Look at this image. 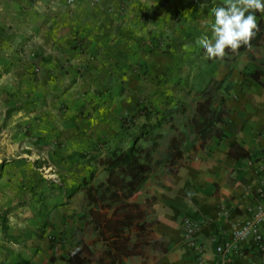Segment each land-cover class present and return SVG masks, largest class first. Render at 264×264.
<instances>
[{
  "label": "crops",
  "instance_id": "1",
  "mask_svg": "<svg viewBox=\"0 0 264 264\" xmlns=\"http://www.w3.org/2000/svg\"><path fill=\"white\" fill-rule=\"evenodd\" d=\"M222 3L0 0V73L9 60L14 75L38 72L32 89L55 98L47 114L35 100L15 121L29 123L33 136L54 140L52 149L62 155L67 170H96L97 180L107 179L90 157L103 156L107 146L117 143L122 121L144 106L137 102L135 111L136 95L158 86L156 91L175 92V98L159 95L145 99L146 105L173 101L174 106L184 100V90L192 88L193 97L212 79L231 83L225 136H214L192 153L175 176L158 185L149 181L144 188L141 199H154L153 235L166 248L159 264H197L198 256L204 264H264V254L251 243L225 255L217 252L233 242L235 229L264 202L257 175L264 152V47L228 56L227 66L226 57L207 60L197 44L211 36L210 10ZM256 16L260 26L264 14ZM63 105L70 111L59 114ZM47 152L25 147L10 168H0V264H68L78 245L86 193L73 195L74 190L41 178L43 169L54 167L48 162L35 168L42 166L36 163L38 155ZM3 155L0 150V161ZM34 195L40 206L31 205ZM184 218L199 224L193 237L197 250L186 244Z\"/></svg>",
  "mask_w": 264,
  "mask_h": 264
},
{
  "label": "trees",
  "instance_id": "2",
  "mask_svg": "<svg viewBox=\"0 0 264 264\" xmlns=\"http://www.w3.org/2000/svg\"><path fill=\"white\" fill-rule=\"evenodd\" d=\"M252 47H264L262 22L249 44L236 52ZM236 52H228L223 63L228 66V56ZM231 89L227 79H212L193 97L192 88L184 90V100L174 106L173 101L163 107L149 103L122 121L117 143L107 146L103 156L90 157L107 179L97 180L95 170L82 184L87 208L68 264H159L166 248L153 235L154 199L142 200L143 190L152 179L175 176L214 136H225Z\"/></svg>",
  "mask_w": 264,
  "mask_h": 264
},
{
  "label": "rangeland",
  "instance_id": "3",
  "mask_svg": "<svg viewBox=\"0 0 264 264\" xmlns=\"http://www.w3.org/2000/svg\"><path fill=\"white\" fill-rule=\"evenodd\" d=\"M166 48H169V43L166 44ZM9 63L5 65V68H3L2 73H0V150L5 153L3 155V158H1L0 161V168H10L9 164L15 163L17 161V158L19 157L18 153L21 152V150L25 147L32 148L33 150H36L37 153L43 152L46 153L48 150H50V154L48 155H38L41 159H39L36 163H41L42 166L35 165V168L37 171H39V168L43 169L44 164L47 167V163L50 162L54 165L53 170H45L43 169L39 174L41 175V178L43 176L49 177L48 181H55L58 182L57 185H62V188H66L69 190V192H72L77 186L80 184L78 181L83 178V175L86 174L89 175L90 171H80V170H67V168L62 167V163L60 159H62V155L58 153H54L53 147H54V140H47L46 138L43 139L41 137L33 136L32 131H30V127H28L29 123H22L20 120L15 121V117L22 115L25 109L27 108V105L30 104V102L39 100L41 102V105L45 108L46 111H50L54 104V97L53 95H49L50 93L45 91H35L32 89V85L37 82L38 78V72L35 71H27V74L24 75L25 78L19 75H14L11 73V65ZM153 79V78H152ZM156 79L153 80L155 82ZM158 82V81H157ZM158 89V86L155 88V90L149 91L148 95L145 94H139L137 96V102H141L142 105H146V100L148 98H156L161 96L167 95V99L169 98H175V92L167 91V92H159L156 91ZM151 92V93H150ZM125 93V92H121ZM140 96V97H138ZM177 96V95H176ZM52 101L49 105V100ZM162 99L161 102L165 101V99ZM160 101L158 103H161ZM138 103L135 106V111L137 109ZM161 107L160 105H157ZM163 107V106H162ZM66 110V111H64ZM64 111L66 114L67 111H70L69 106L63 105L62 109L59 114ZM43 114V111L42 113ZM47 114V113H46ZM122 121V119H121ZM106 144V143H105ZM43 158L44 161L42 160ZM64 161V158L62 159V162ZM65 162V161H64ZM86 172V173H85ZM99 176V174L97 175ZM98 178V177H97ZM70 181V183L68 182ZM75 180V182H74ZM83 181V180H81ZM152 183L158 185L161 180L152 179L150 180ZM66 186V187H65ZM37 192H41L35 189ZM35 191V192H36ZM66 191V190H65ZM144 191V190H143ZM45 192V191H44ZM34 193V192H33ZM85 194V189L82 187V183L80 184L78 192H73L71 194ZM43 195L44 193L41 192ZM77 200L79 199V196L76 197ZM142 198V197H141ZM80 200V199H79ZM32 204L35 206H40V202L37 199L35 200V195L32 200Z\"/></svg>",
  "mask_w": 264,
  "mask_h": 264
},
{
  "label": "clouds",
  "instance_id": "4",
  "mask_svg": "<svg viewBox=\"0 0 264 264\" xmlns=\"http://www.w3.org/2000/svg\"><path fill=\"white\" fill-rule=\"evenodd\" d=\"M257 12L264 14V0H223L222 4L211 8V36L197 41L205 58L222 60L228 52L248 45L259 27Z\"/></svg>",
  "mask_w": 264,
  "mask_h": 264
},
{
  "label": "built area",
  "instance_id": "5",
  "mask_svg": "<svg viewBox=\"0 0 264 264\" xmlns=\"http://www.w3.org/2000/svg\"><path fill=\"white\" fill-rule=\"evenodd\" d=\"M74 3L75 0H69ZM257 175L261 183V195L264 194V152L259 158ZM182 229L187 246L192 250H197L196 243L193 239L199 229V224L189 218L182 220ZM233 242L221 245L217 248L220 254H228L232 251L239 250L241 244L251 243L259 253L264 254V202L258 204L252 211L249 218L244 220L234 231ZM197 264H204L198 256Z\"/></svg>",
  "mask_w": 264,
  "mask_h": 264
}]
</instances>
